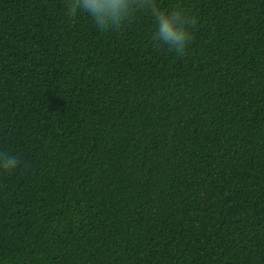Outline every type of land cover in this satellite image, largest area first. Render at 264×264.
<instances>
[{
	"label": "trees",
	"instance_id": "trees-1",
	"mask_svg": "<svg viewBox=\"0 0 264 264\" xmlns=\"http://www.w3.org/2000/svg\"><path fill=\"white\" fill-rule=\"evenodd\" d=\"M181 2L184 56L0 0V264H264V0Z\"/></svg>",
	"mask_w": 264,
	"mask_h": 264
},
{
	"label": "clouds",
	"instance_id": "clouds-1",
	"mask_svg": "<svg viewBox=\"0 0 264 264\" xmlns=\"http://www.w3.org/2000/svg\"><path fill=\"white\" fill-rule=\"evenodd\" d=\"M65 14L68 18L86 14L102 32L122 30L138 15H148L155 23L154 42L178 56L186 54L192 41V29L197 24V17L181 0L170 8L161 7L157 0H65ZM19 164L16 156L0 153V170L3 172L11 174Z\"/></svg>",
	"mask_w": 264,
	"mask_h": 264
}]
</instances>
